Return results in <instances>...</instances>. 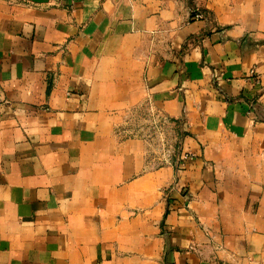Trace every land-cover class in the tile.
<instances>
[{
    "label": "crops",
    "instance_id": "crops-1",
    "mask_svg": "<svg viewBox=\"0 0 264 264\" xmlns=\"http://www.w3.org/2000/svg\"><path fill=\"white\" fill-rule=\"evenodd\" d=\"M0 264H264V0H0Z\"/></svg>",
    "mask_w": 264,
    "mask_h": 264
},
{
    "label": "rangeland",
    "instance_id": "rangeland-1",
    "mask_svg": "<svg viewBox=\"0 0 264 264\" xmlns=\"http://www.w3.org/2000/svg\"><path fill=\"white\" fill-rule=\"evenodd\" d=\"M180 130L165 124L150 109L143 107L126 110L117 125L123 138H138L145 145V161L149 167L176 165L180 160Z\"/></svg>",
    "mask_w": 264,
    "mask_h": 264
},
{
    "label": "built area",
    "instance_id": "built-area-1",
    "mask_svg": "<svg viewBox=\"0 0 264 264\" xmlns=\"http://www.w3.org/2000/svg\"><path fill=\"white\" fill-rule=\"evenodd\" d=\"M193 18H194V20H205L206 16L202 11L196 9L193 11ZM187 158H192V156L187 155V156H184L183 159H187Z\"/></svg>",
    "mask_w": 264,
    "mask_h": 264
}]
</instances>
